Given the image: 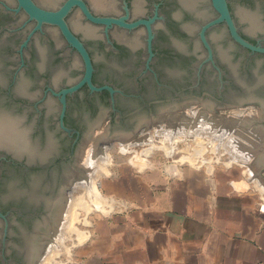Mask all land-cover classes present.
Segmentation results:
<instances>
[{"label": "flooded vegetation", "instance_id": "obj_1", "mask_svg": "<svg viewBox=\"0 0 264 264\" xmlns=\"http://www.w3.org/2000/svg\"><path fill=\"white\" fill-rule=\"evenodd\" d=\"M32 1L67 5L81 48L58 22L0 0V264L42 263L70 231L55 216L123 136L143 146L157 124L206 110L247 120L240 135L261 144L264 0Z\"/></svg>", "mask_w": 264, "mask_h": 264}, {"label": "crops", "instance_id": "obj_2", "mask_svg": "<svg viewBox=\"0 0 264 264\" xmlns=\"http://www.w3.org/2000/svg\"><path fill=\"white\" fill-rule=\"evenodd\" d=\"M150 173L103 184L114 208L64 264H264V198L240 190L250 183L214 168Z\"/></svg>", "mask_w": 264, "mask_h": 264}, {"label": "bare ground", "instance_id": "obj_3", "mask_svg": "<svg viewBox=\"0 0 264 264\" xmlns=\"http://www.w3.org/2000/svg\"><path fill=\"white\" fill-rule=\"evenodd\" d=\"M205 114L206 113L203 111L201 113L202 118L197 117L194 120L185 119V121H183L182 119H179L178 117H176V121H173V119H171V121H168L166 124H164L165 126L157 124L155 126V129L152 130V135L148 138V140L140 139L137 141L138 143H142V145L143 146L145 145V146L142 147L141 152L138 150H135L137 152L136 153L137 155L135 156V158L133 160V162H135L134 165L137 164L141 167L151 165L150 158H151L152 154L156 151L163 153L168 158H172L179 151L178 143L182 142V141L186 142V141L191 139L190 142L193 141V144H188V146H186L188 153H185L182 151V154L179 157L180 163L188 162L189 164H191L195 168H200L203 166L209 167V166H212V164H211L212 160L215 164H216V162L217 163L221 162L223 159L222 155L226 154L227 156H226L225 163L228 167H230L234 164H241L242 166L246 165L248 167V170L245 169V172H248V173L258 172L257 169L253 170L250 167V165L247 164L249 161H252V159L254 157L253 156L254 152L250 148L251 147L255 148V142H257L258 138L251 136V139L248 138V140H250L251 142L250 143H244L245 138L243 136H241L239 134V132L241 134L243 132L242 130L247 131L249 133H251V132L249 130H247L246 126L241 123L243 118H237V117L232 116L234 118H227L224 122H222L221 117L220 118L219 117L207 118V117H205ZM233 115H235V114H233ZM195 123H196V125H195ZM226 130H230L229 134H227ZM236 131L238 132V134L236 133ZM232 133H234V134H232ZM157 136H159L160 142L155 144L154 138H156ZM242 137L244 140L242 139ZM120 139L121 140L118 141V145H119L120 151L123 153V155L134 152V150H131V149L127 150V147L130 146V144H132L130 140H123L124 138H120ZM223 140H225V141H223ZM257 143L259 144L260 142H257ZM207 151H208V153H214V155L210 156V157H206ZM90 154H92V153H90ZM89 156H91V155H89ZM105 156H108L107 151L105 152ZM102 167L106 169L105 165H103ZM103 168H101L100 170H102ZM105 169H103V170L106 171L107 169L106 170ZM208 169H212V167H209ZM260 173H261V171L259 172V174ZM260 176L264 180V177L261 174H260ZM262 179L260 180L261 186H257L259 188V190H261V191H263L261 189V187L263 186V180ZM254 183H255V181H254ZM90 187H92V189H93L92 190L93 194L92 195L89 194V198H91L89 200V203H90L91 207L94 208V210H99L101 212H107V211H110L112 208H114V202L115 201L113 198L103 197L101 195V193L99 192V190L96 191V189H98V187L96 184H94V182L91 184ZM88 192H90V191H88ZM93 197H95V199H93ZM82 199H85V198H81L78 200L76 199L75 202L69 206L68 210L66 211L65 218L62 219L61 215H59V213H57V215L55 216V221H54L55 225L58 224L59 222L61 223V221H62L68 227H71L73 229V226L75 224L74 219L76 218V215L74 213V208L76 206H80L81 210L84 208H87L88 202H86L85 200H82ZM69 204H71V203H69ZM59 208H60V206H59ZM63 211H64V209H63ZM60 212H61V210H60ZM78 214H79V212H78ZM64 224H63V226H64ZM73 231L74 230H70L65 235H62V233H61V235L60 234H54V233H53L54 235L52 234L54 236L52 243L56 239L58 240V238L61 237V240L58 243L60 246H58L57 244L56 245L58 247L56 245L54 246V243L51 246L58 251V254L64 246L63 242H65L67 236L71 235V233ZM88 236H89L88 232H84L83 230H79V229L76 230L75 236L73 237L74 238L73 242L75 243L73 247H76L77 245L84 242L88 238ZM70 239H72V238L70 237ZM65 246H66V244H65ZM72 250H74V249L72 248L69 251L67 250L68 253L66 251L69 258L72 256V252H73ZM58 258H60V256H58ZM47 263H49V264H61L62 261L59 259L54 260L51 255H46L43 258L42 263H40V264H47Z\"/></svg>", "mask_w": 264, "mask_h": 264}, {"label": "rangeland", "instance_id": "obj_4", "mask_svg": "<svg viewBox=\"0 0 264 264\" xmlns=\"http://www.w3.org/2000/svg\"><path fill=\"white\" fill-rule=\"evenodd\" d=\"M253 132V131H252ZM236 133L238 134V132L236 131ZM249 134V132H247ZM240 134V133H239ZM251 135V134H249ZM253 135V134H252ZM191 140V139H190ZM190 140L188 141H182V142H179L178 143V148H179V153L177 152L175 154L174 157L172 158H168L166 157L163 153L161 152H154L150 158V163L151 165H148V166H152L150 168H146L145 170H140L139 168H144V167H147V166H144V167H141L137 164L134 165L135 162H133L135 156L137 155L136 151L135 150H138V151H142V147L143 146H138L137 144H135V141H131L132 144H130V146L127 147V150H134V152L132 153H128V154H125L123 155V153L120 151V147H116L113 146L112 147V150L110 147L107 148V153H108V156H105V153H103V155L106 157L104 163L102 165H105L106 171H104L103 169L100 170L99 174H97L96 177H94V184L97 185L99 192L101 193V195L103 197H108V198H113L115 201L117 199L116 196L114 195H111L109 194V192H107V190L105 189L104 185L107 180H111L112 178H116V179H119V178H122V176H130V175H143V174H147L148 172H151L152 174L154 173V171H156V173L158 174V176L164 178V177H180V176H183L185 175L186 172L190 171V170H202V169H207L209 167H212L216 170H219L221 171V174L222 175H225L226 178H228L229 180L231 181H241V182H244V183H250V187H242L240 188V190H248V192H252L253 194H257L260 198H264L263 196V193L262 191L259 190V188L257 186H261V175H263V173H260L259 172H255V173H248V172H245V169L248 170V167L245 165V166H242L241 164H234L230 167H228L225 163L226 161V154L222 155V161L221 162H216V164L213 162H211L212 166H203V167H200V168H195L194 166H192L191 164H189L188 162H184V163H180L179 162V157L181 156L182 154V151L185 152V153H188V150H187V147L188 144H193V141L190 142ZM247 138H245V142L244 143H250L251 141L248 140ZM225 141V140H223ZM222 141V142H223ZM159 136H157L156 138H154V143L157 144L159 143ZM253 159L255 158L256 154L258 153L256 150H253ZM116 153V154H114ZM113 154H114V159H113ZM119 157H118V155ZM214 153H206V157H210V156H213ZM225 159V160H224ZM252 159V161H253ZM132 162H131V161ZM244 160V159H243ZM252 161H249L247 164L250 165V167L254 170H256L255 168V163L252 162ZM246 162V161H245ZM252 162V163H251ZM133 163V164H132ZM122 167H126V169H122ZM148 171V172H147ZM150 173V175H151ZM259 179V180H258ZM255 181V183H254ZM92 182V183H93ZM259 183V184H258ZM264 186V185H263ZM262 186V187H263ZM92 187L90 188V192H85L84 194H82L81 196H79L78 199H81V198H85V199H82V200H85L87 203V208H84L81 210L80 206H76L74 208V213L76 215V218L74 219V226H73V229L70 227V230H74L71 235L67 236L65 242H63L64 246L63 248L60 250L59 254H58V251L53 248V247H50L49 249V252L47 255H51L53 257L54 260H61L62 263L61 264H64L68 261V251L71 250L72 248L74 249L75 247L74 246V236H75V233H76V230H83L84 232H88L89 235L92 231V227L94 225V220L99 218L102 214L101 211L99 210H94L93 207H91L90 203H89V200L91 198H89V194H93V191H92ZM77 199V200H78ZM93 199H95V197H93ZM82 207V206H81ZM89 207V208H88ZM90 211V212H89ZM79 212V214H78ZM88 215V216H87ZM81 216V217H80ZM89 221V222H88ZM91 222V223H90ZM87 223V224H86ZM90 223V224H89ZM79 226H78V225ZM70 237L72 239H70ZM61 240V237L58 238V240L56 239L53 243H54V246L57 244L58 246H60L58 243L59 241ZM62 242V241H61ZM84 242H82L81 244H83ZM66 244V246H65ZM56 245V246H57ZM57 246V247H58ZM68 250V251H67ZM67 251V253H66ZM73 251V250H72ZM53 252V253H52ZM73 254V252H72ZM58 256H60V258H58ZM49 264V263H47Z\"/></svg>", "mask_w": 264, "mask_h": 264}, {"label": "water", "instance_id": "obj_5", "mask_svg": "<svg viewBox=\"0 0 264 264\" xmlns=\"http://www.w3.org/2000/svg\"><path fill=\"white\" fill-rule=\"evenodd\" d=\"M19 3L21 6L25 7V9L34 17L39 18V19H47V20H52L55 22H58L66 34L75 42V44L81 48L80 44L77 42V40L73 37V35L70 33L68 30L67 26L65 25L64 21L61 18V15L65 12L67 9V5L63 7L59 12H52V11H46L40 7H38L32 0H19ZM88 13V12H87ZM89 14V13H88ZM206 113V111L204 110ZM228 117H222V122H224ZM241 123L245 125L246 127L248 126V121L245 119H242ZM252 129V128H251ZM261 133H264V131H260ZM122 138H128L123 136ZM9 137L4 134L3 132V124H0V142H5L9 141ZM254 141V140H253ZM252 150H256L258 153L256 154L255 158L253 159L252 162L255 163V168L258 171H261L263 173L264 177V137L261 139V144H258L255 142V148H250ZM251 162V163H252ZM263 166V167H262Z\"/></svg>", "mask_w": 264, "mask_h": 264}]
</instances>
